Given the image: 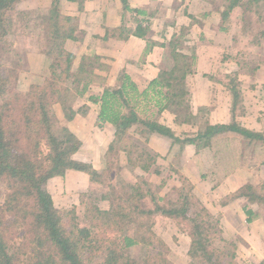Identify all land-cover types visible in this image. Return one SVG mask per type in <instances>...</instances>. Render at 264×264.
<instances>
[{
    "label": "rangeland",
    "instance_id": "374dc122",
    "mask_svg": "<svg viewBox=\"0 0 264 264\" xmlns=\"http://www.w3.org/2000/svg\"><path fill=\"white\" fill-rule=\"evenodd\" d=\"M30 1L22 0L17 2V8L11 12L13 25L11 35L6 37V44L9 47V41H13L12 53L7 52L8 47L6 46V48L4 43L0 44V63H2L4 58L6 62L14 61L13 66L17 68L13 75V82L15 81L14 85H16L18 91L21 93L37 92L42 89L55 90L58 88L61 90L67 88L69 92L81 91L83 89L82 82L86 78L85 73H92L94 69L101 71L100 82H103L102 79L106 76L107 80L115 83L112 88H120L126 76L137 86L126 72H111L112 61L105 60L100 63L101 60L99 59L98 61L95 58L96 56L93 58L84 56L82 58L80 64L84 66L85 72H81L79 66H75L76 56L69 53L67 49L66 42L69 40L65 42L64 46H59L61 42H59L60 40L57 41L54 35L57 27H54L55 23L50 19V10L48 11L43 3L37 4V0H33L35 3ZM76 1L78 4H74L75 8L68 10L69 16H64V8L62 0H60L61 14L66 18L65 21L62 20L60 22L63 27L62 33L74 35L75 39L73 41L75 42L82 36L79 29V20L75 19V17L81 15L85 8L83 3L85 0ZM230 2L231 0H193L187 5L185 11L187 12L189 9L192 13L195 12L194 15L199 16V19L192 15L190 18L192 21L190 20L188 27H177L180 37L185 39H187L189 31L194 25L205 31L209 29L216 31L218 29L226 32L227 42L233 46L235 51L231 49L230 52L233 55H230V58L225 54L220 62L217 63V68L212 73V76H209L210 80L224 84L229 83L228 80L230 79H227V76L232 73H239L241 70L242 76L244 73H250L252 71L250 58L254 57V54L263 55L260 61L264 63V3L256 5L254 2L249 3L247 0H242L234 10L229 12L228 5ZM105 3H107L106 0ZM105 5L107 7L108 5L110 6V2ZM257 6H260V8ZM222 18L224 19L222 20ZM128 20L130 23L125 24H128L127 27L130 26L132 28L134 25L137 27L138 24H142L141 15L136 13H133L132 20L130 18ZM116 26L118 27L119 24ZM112 31L113 29L108 30L105 36H108ZM127 35V32L118 33L117 35H112V37L126 38ZM177 46L181 52H187L186 62L188 63L189 60V67L191 69L195 68L192 55L195 54L194 48L196 47L192 40L179 41ZM60 49L64 50L67 55L58 56L56 53ZM78 50L75 49L74 51ZM68 55L72 56L71 61H69ZM13 56H15V59ZM69 62H71L72 69H74L73 72L78 70L77 76L82 80L78 84H74V87L72 79L68 77L65 71V67L70 65ZM255 70L261 74L264 70V64ZM238 81L243 99L248 98L249 95L251 96L252 91H254L252 84ZM54 85L56 86L54 87ZM138 90L140 91L139 88ZM79 99L82 100V97L76 98L73 108H84V111L82 110L81 112L86 113L87 110L89 111V107L83 106ZM88 100L90 101V97ZM188 100L189 103L191 102L189 105L192 106L193 111L196 113L197 108L193 107L190 96ZM54 105L56 110L62 111L63 106L60 102H56ZM155 105L156 103L151 106V109L148 107L150 111L148 112L149 118L170 128L175 138L151 133L147 129L143 130L138 123L133 125L120 142L119 148L110 154V169L107 170L105 166L103 169L100 166L98 167L99 164L96 163L95 158L90 163H87L94 169L98 168L99 170L100 168V182H91L89 176L83 172L78 173V171L77 174H73L75 170H69L66 176L55 177L49 181L47 188L52 194L56 208L66 210L76 207L79 217H82L85 211V201L87 200H93L99 208L109 209L112 205L123 203L125 200L130 199L131 212L127 213V215L131 216L133 215L131 214L132 212H138V207L140 209L152 208L154 207V202L167 203L172 200L177 201L180 198L178 188L182 186L181 176L186 177L189 185L192 186L190 190H192L194 198L199 201L198 204L203 207L202 209L206 213L201 212L199 208H194V211H197L200 219L204 221H208L207 216L212 217L213 228L208 232L209 236L212 235V248L214 250L218 248L221 251L224 246L230 243L224 251L223 255L225 257L223 259L221 254L222 262L220 264H264V257L257 262L258 258L253 257L252 260L247 256L248 250L256 252L257 250L255 249L260 247L258 245L259 241L264 240L262 235L260 238L252 235L256 230V223L254 222L260 219L264 221V204L250 202L241 194L244 186L248 183L255 185L259 192L264 191V143L262 140L250 139L234 131H225L214 136L209 147L202 146L201 149H197L189 145L186 139L194 136L199 131L200 125L194 123L193 120H186L188 119L186 117H184L185 122L180 120L181 124L176 119L179 112L164 109L158 113L159 107H154ZM144 106L145 111L146 103H144ZM240 106L241 104L237 109L241 108ZM124 111L128 112L126 109ZM181 111L185 113L184 108ZM240 112L244 113V110H238L240 114L239 121L245 116ZM245 112H247L246 109ZM200 113L201 120H208V110L200 111ZM83 116H87V114H83ZM246 118L248 125L251 126L256 116L249 114ZM61 120L63 124L69 126L73 122L74 117L67 119L62 113ZM96 120L97 117H94L93 121ZM239 123L241 124L242 122ZM244 127L246 129V126ZM247 129L249 130L250 128ZM249 131L264 135V132ZM204 149H207L206 152L214 157L210 161L211 168L209 170L205 169L207 172L204 171V165H207V161L204 162V160L207 155L203 154L204 158L201 155L199 157L200 160L197 162L198 164L192 167L193 170L191 171L194 179L191 180L185 174L187 161L190 158L192 159V157L197 158ZM106 158H108L107 154ZM242 169L245 170L243 177L241 175L242 171H237L239 174L235 172V170ZM210 172L213 173L214 184H222L221 191L216 189L215 192L206 193L208 187L202 185V183L207 180L206 174L209 175ZM234 173L238 177L229 176ZM245 175L247 177L252 175L254 178L243 182L246 178ZM196 182H200L201 186H198ZM124 183L137 185L138 188L124 189ZM119 193H122L120 194L122 198L116 200L119 197ZM4 197L5 194L0 190V204L4 202ZM160 198L163 200H159ZM195 199L193 200L196 201ZM132 206L135 210H133ZM247 210L254 212L253 215H249ZM205 214L207 215L205 216ZM228 214L231 215V218L227 217ZM133 216L137 217L138 214L136 213ZM227 219L230 222H227ZM150 223L152 231L150 237H148L149 243L129 249L128 255L133 260L144 258L148 250H153L163 253L167 264H196L192 262L188 255L191 245V232L193 231L192 224L188 220L182 218L175 220L163 215H156ZM136 226L137 224L132 223L129 227L128 236L131 235L130 233H134ZM261 233L264 234V231ZM120 245L121 242H119L118 246ZM245 245L248 249H246Z\"/></svg>",
    "mask_w": 264,
    "mask_h": 264
},
{
    "label": "trees",
    "instance_id": "16d2710c",
    "mask_svg": "<svg viewBox=\"0 0 264 264\" xmlns=\"http://www.w3.org/2000/svg\"><path fill=\"white\" fill-rule=\"evenodd\" d=\"M19 1L22 0H0V44L4 43L5 47L6 37L11 35L13 25L11 12L17 8L16 4ZM128 1L122 0L126 10H129ZM247 1L256 5L264 3V0ZM241 2L242 0H231L228 11L234 10ZM50 19L54 21V27H57L54 35L56 40L61 42L59 46H64L66 41L75 39L71 33H62L63 27L60 22L66 18L61 14L60 0H52ZM126 32L131 34L127 29L119 33ZM146 33L147 31L138 24L135 35L145 36ZM174 42H179V39H175ZM8 44L7 52L12 53L13 41H9ZM56 54L67 55L61 49ZM13 57L15 59V56ZM67 57L71 61L72 56ZM178 57L181 61L173 69L160 73L159 77L143 91H139L126 76L120 88L106 87L101 96L90 97L92 103L100 105L96 123L100 127L109 123L115 129V139L109 147L108 158L105 159L107 170L111 168L110 154L119 148L128 129L137 123L143 130L175 138L170 128L149 118L148 107L151 109L154 103H156L154 107H159L158 113L164 109L172 112L175 110L179 112L176 116L178 122L184 121L186 117L188 118L186 120H193L200 125L199 131L186 139L189 145L197 149H201L202 146L209 147L214 136L225 131H234L250 139L262 140L264 143L263 134L244 130L238 125H212L208 120H201L200 111L204 112V109L199 108L196 113L193 111L188 100L190 95L185 88L186 78L193 72L188 65L189 60L188 63L185 62L187 58L181 53ZM195 58V54L192 55V61ZM13 62H6L3 58L0 63V190L5 194L4 202L0 204V264H167L163 253L159 251L148 250L144 258L136 260L128 255L132 247H141L144 243H149L148 237L152 231L150 222L156 215L175 220L182 218L192 224L188 252L192 262L196 264L222 262L225 257L224 251L230 243L221 251L212 248V235H208L209 230L213 228L212 217L207 216L208 221H204L200 219L198 212L194 211V208H199L201 212L206 213L198 204L199 201L194 198L190 190L192 186L186 177L181 176L182 186L178 188L180 198L177 201L154 202L152 208L138 207V212L131 213L133 215L137 213V217L127 215L131 212L130 199L112 205L109 209L99 208L93 200H87L82 217H79L76 207L57 209L47 188L51 179L65 176L67 171L75 170L86 173L91 182L101 181L99 171L73 158L81 147V141L61 120L62 113L67 119L74 116L76 112L73 103L76 98L83 96L87 87L74 92H69L67 88L62 90L58 88L21 93L16 89L15 81L13 82V75L17 71ZM69 63L65 71L72 79L74 87V84L82 80L77 76L78 70L73 72L71 62ZM79 68L81 72H85L82 64ZM227 79L230 80L225 86L236 106L242 102L238 73L228 75ZM56 102H60L64 107L59 111L62 112L61 115L57 114L58 110L54 105ZM182 108L185 109V113L180 112ZM123 188L138 187L124 183ZM120 194L122 193L118 194L116 200L122 198ZM241 194L250 202L264 204V191L259 192L253 184L245 185ZM247 213L253 215L254 212L247 210ZM132 223L137 226L134 233H130L132 236H128Z\"/></svg>",
    "mask_w": 264,
    "mask_h": 264
},
{
    "label": "crops",
    "instance_id": "0c3cea01",
    "mask_svg": "<svg viewBox=\"0 0 264 264\" xmlns=\"http://www.w3.org/2000/svg\"><path fill=\"white\" fill-rule=\"evenodd\" d=\"M106 1L107 3L110 2V6L108 5L107 7L105 5L107 4L105 0H85L83 2L85 5L84 10L82 9L83 13L75 17V19L79 20V29L82 36L77 42L73 40L66 42L68 46L66 48L69 50V53L76 56V67L80 65L84 56L88 58H90L89 56L92 58L98 56V61L99 59L101 60L100 63L110 60L113 63L111 72H126L137 84L140 91H143L149 87L151 82L159 77L160 73L170 71L181 61L180 57H178V52L182 56L188 57L187 52H181L178 50V47L174 48L178 43L174 42L175 39L178 38L181 42L190 39L196 47L194 48L196 57L194 60L195 68H193V65V69H191L193 74H189L186 78L185 88L190 93L193 107L197 108V110L199 108L208 110V121L212 125H238L240 128H244V130L250 128L249 130L264 132V70L261 74L255 70L264 64L260 61L263 55L256 53L254 57L250 58L252 62L250 63L252 68L250 73H244V77L242 76V70L238 73V80L246 82V84H252L254 91H252V95H249L248 98L243 99L242 95V102L234 106L232 95L225 84L214 82L209 78L217 68V63L220 62L225 54L230 58V55H233L230 52L231 49L235 51L233 46L227 42L228 37L226 36V32L218 29L216 31L214 29L205 31L199 26L194 25L189 31L187 39L181 38L178 33V26L188 27L190 25L189 22L190 20L192 21L190 19L192 15L199 19V16L194 15L195 12L192 13L189 9L187 12L185 11L187 5L193 0H129V10L124 9L122 0ZM33 2L35 3V1ZM40 3L45 4L46 9L49 11L52 0H37V4ZM74 4H78V2L62 0L64 16H69L68 10L74 9ZM133 13L141 15L142 24L139 25L147 31L145 36L135 35L137 28L135 25L132 27L133 29L130 26L127 27L128 24L125 25L126 23H130L129 18L132 20ZM118 24L119 26L117 27L116 25ZM110 29H113V31L108 36H105L106 32ZM123 29L131 30V34H128L126 38L112 37V35H117L118 31ZM75 49L79 50L74 51ZM234 56L236 57V55ZM92 71V73H85L86 78H84L82 84L83 89L85 86L87 88L83 96H81L82 100L79 99L83 103V106L89 107V111L87 110L86 112L87 116H83L81 112L84 108L74 107L76 113L69 128L82 142V146L77 155H74V159L79 162L90 163L95 158L96 163L99 164L98 167L100 166L103 169L106 154L115 139V129L111 124L106 123L100 127L96 123L97 120L93 121L94 117H97L99 113L100 105L98 103H90L88 98L91 96H101L104 88L113 87L115 83L107 80L106 76V78L102 79L103 82H100L99 79L102 77L101 71L98 69ZM240 104L241 108L237 109ZM250 104L252 105L250 106ZM243 105L244 107H242ZM79 108L81 109L79 110ZM240 109L241 111L244 110V113H240L245 115L241 121L238 120L240 117L238 110ZM245 109L247 112H245ZM61 113L57 111V114L61 115ZM249 114L256 116L251 126L248 125V121L246 120V116ZM239 122L242 123L240 124ZM244 126H246V129ZM206 150L204 149L197 158L192 157V159H188L185 174L191 180L194 179L191 171L193 170L192 167L198 164L197 162L200 160L199 157L201 155L203 158L204 155H207V158L204 160V162L207 161V165H204V171L211 168L210 161L214 157L210 153H207ZM209 150L211 149L209 148ZM96 169L99 171L98 168ZM237 171H242L241 175L242 177L244 176L245 170H235L239 174ZM77 172L74 171L73 174H77ZM78 173L82 172L79 171ZM212 174V172L209 175L206 174L207 180L202 183V185L208 187L206 193L215 192L216 189L221 191L222 189V184H220L221 186L214 184L215 180ZM232 175L238 177L235 173L229 176L231 177ZM245 177L243 182L254 178L252 175L248 177L245 175ZM197 185L201 186V183L199 182ZM216 185L219 186L214 188ZM227 217L231 218V215L228 214ZM227 222H230V220L227 219ZM254 223H256V230L252 235H256V238H260L261 235L264 237V234L261 233L264 231V221L260 219ZM258 245L260 247L255 249L257 250L256 252L246 250L248 258L253 260V257H256L258 258L257 262L264 257V240H260ZM246 249H248L247 246Z\"/></svg>",
    "mask_w": 264,
    "mask_h": 264
}]
</instances>
